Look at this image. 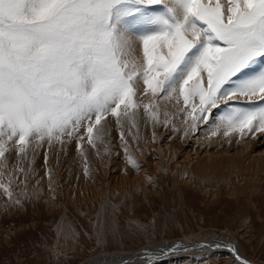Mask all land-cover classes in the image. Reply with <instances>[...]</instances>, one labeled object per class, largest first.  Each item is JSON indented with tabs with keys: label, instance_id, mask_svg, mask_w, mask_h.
<instances>
[{
	"label": "snow or ice",
	"instance_id": "obj_1",
	"mask_svg": "<svg viewBox=\"0 0 264 264\" xmlns=\"http://www.w3.org/2000/svg\"><path fill=\"white\" fill-rule=\"evenodd\" d=\"M258 64V72L249 71ZM149 94L182 101L184 135L209 123L213 109L222 106L227 111L212 122L211 135L221 128L223 135L238 132L241 138L245 130L264 132V0H0L5 210L39 196V189L29 192L35 175L30 164L45 145L63 149L77 141L88 176L84 145L98 154L103 145L109 154L115 126L127 162L141 170L129 152L131 142L141 139V122H151L152 142L156 125L173 123L167 111L161 118L158 102L134 99ZM47 175L51 183V169ZM131 227L142 230L138 222ZM114 231L106 210L94 235L103 240ZM65 237L75 243L77 234ZM176 247L183 245L169 251ZM44 251L59 255L62 249L54 241Z\"/></svg>",
	"mask_w": 264,
	"mask_h": 264
},
{
	"label": "rangeland",
	"instance_id": "obj_2",
	"mask_svg": "<svg viewBox=\"0 0 264 264\" xmlns=\"http://www.w3.org/2000/svg\"><path fill=\"white\" fill-rule=\"evenodd\" d=\"M255 68L256 66L249 71L253 72ZM143 97L138 95L134 99L137 103L158 102L161 115L167 109L163 99L157 100V98L151 97V94H149L148 101L146 96ZM244 99L241 98L242 101ZM225 111L227 109L223 106L214 109L213 115L209 117V123H200V126H197L196 130L189 134L190 137L185 138L188 142L185 143L182 150H179V154L181 151L183 152L180 155L177 154V162L174 161L173 164H178L181 161L184 163L183 154L186 157L189 152L188 155L191 156L192 163H195L196 159L201 162L206 148L212 152L215 147H221V142L226 141V136L217 137V141L208 147V143L215 138L207 134V131L211 129L212 122H216L219 115ZM158 126L159 124L155 129ZM231 135L238 140L237 145L242 144L244 138L248 142L251 140L255 142V145L251 144V147L249 146L241 152L247 160H253L260 155L259 149H264V132H255L253 135L247 133L246 130L243 138L238 132H233ZM117 138L119 139V136ZM202 142L204 144L201 146ZM99 146L97 147L99 148ZM236 149H240V147L229 146V152H224L223 158L231 159L233 155L236 159L234 161L237 162V158L243 154H236ZM186 150L187 152L184 153ZM52 152L53 148L49 149L45 145L44 152H40L38 156L41 157L39 160L42 161V165L47 167L43 172L45 181H40L37 169L38 157L35 156L34 161L30 164L35 175L29 181V192L39 189L38 197L25 202L22 208L5 210V205L9 201L0 190V264H82L104 255L136 251L148 245L166 244L170 241H172L170 242L171 246L163 247L160 250L151 249V251L160 253L164 249L169 250L176 245L186 246L187 243L191 245V242H196L197 248L189 249L187 255L185 254L186 249H180V254L183 256L174 259L163 258L160 260L166 261L158 263L154 261L153 264H244L234 257L223 255L220 251L217 252L219 246L216 250L202 248L200 244L208 243L207 236L211 235L216 239L219 235H223L227 242L230 240L231 243L230 241L228 243L241 251L244 258L241 256L240 258L248 260L251 264H264V193L243 191L239 187L241 186L239 183L244 184L242 182L244 176H241V172L235 173L236 175L233 173L234 176L230 175L231 179L235 181L233 182L230 177L229 181L227 176L222 177L216 174L206 177L187 171L183 181L178 182L176 180L180 173L178 170H176L177 173H173V171L164 170L158 165L157 169L155 168V173L152 172L153 166L156 167L155 164L157 161L159 162L158 158L154 157L151 158L152 161L155 159L154 163L152 162L154 165L150 162L153 165L152 170L149 168L151 171L144 172L146 181L143 185L140 183L130 184L128 192L121 190V193L113 198L107 183H105L106 186L103 184L104 194L102 193L100 199L99 197L93 199L96 196L90 194L77 198V195L72 193L73 189H68L66 185V182L70 180L65 179L63 175V177L59 175L56 177L51 170L52 178L49 183L47 170L51 162L50 159L57 156L58 160H62L60 151H58L60 153H56V156ZM29 153H31V147H29ZM113 154L114 152L112 154L110 152L109 156H114ZM85 156H87V164L91 163L89 154ZM45 157H47V163H45ZM29 159L31 160V155ZM145 164V162L143 165L141 164L143 168H145ZM74 165L77 168H82L84 172L85 161L82 157L75 158ZM227 170L234 169L227 168ZM135 174L132 175L136 176ZM117 175L112 170L107 171L106 182L114 181ZM87 178L89 182H95L100 187L101 181H97L96 178V181L94 179L93 181L90 176H86L84 179ZM132 178L134 177H130V181ZM35 180H39L38 185L35 184ZM66 198L69 199L66 200ZM106 210L111 215L115 231L113 234L105 236L103 240H98L94 235L95 221L97 218L103 220ZM133 222H138L141 225L140 232L131 227ZM58 227L64 231H57ZM228 230L229 232H227ZM71 232L77 234L75 243L65 237V233L70 234ZM54 241L62 249L59 255L44 251L45 248L51 247ZM179 248L181 247H176V249ZM194 249L195 252H193Z\"/></svg>",
	"mask_w": 264,
	"mask_h": 264
},
{
	"label": "bare ground",
	"instance_id": "obj_3",
	"mask_svg": "<svg viewBox=\"0 0 264 264\" xmlns=\"http://www.w3.org/2000/svg\"><path fill=\"white\" fill-rule=\"evenodd\" d=\"M136 56H139L140 53L139 51L135 53ZM260 66V65H259ZM261 68L256 65V68L253 69V72L259 71ZM145 97V96H144ZM143 97V98H144ZM147 101H148V96ZM165 105H166V110L170 114V116L173 117V124L168 125L167 127H164L163 125L158 126V128L155 129L156 132V141L152 142V131L153 127L151 122H148L147 125H144L143 122H141V127H140V137L141 139L137 142L133 140L131 142V145L129 147V152L137 158V161L143 165L145 162V168H143L140 172L135 170L128 162L126 159V153L124 152L123 145L121 141L117 138L118 136V130L115 126L111 128V154L114 152V156H109V154H104L103 146H99V154L97 153V149L92 150L90 146L87 144L84 145L85 149V155L89 154L91 163L88 164L89 167V175L90 178L97 181H101L100 187L96 185L95 182H89V179H84L86 176L84 172L82 171V168H77L74 165V160L77 157H81L80 155V149L77 148V141H72L71 143L65 145L63 149L60 148L59 145L53 146V152L55 153L54 155L56 156V153L60 151L62 154L61 161L58 160L56 157L51 158V162L49 165V169L52 170V173L57 177L59 176H64L65 179L70 180V181H65L68 189H73L72 193L76 194L77 198L86 196L88 194L96 196L93 197V199H100V196L103 195V190L105 187H103V184L106 186L105 183H107L109 187V191L111 196L114 198L115 195H118L121 193V190L123 192H126L127 190L129 191V186L130 184H135V183H140L144 184L146 179L144 177V172L147 170H152V166L154 165V160L152 159L155 157L158 158L159 162L157 161V164H155L156 167L153 166V173H155V168L157 169V166L160 165L164 170H169L173 171V173L180 172L177 176V181L180 182L183 178L186 172H192L193 174L196 175H202V176H208L212 177L213 175H220V176H227L228 180L230 181L231 179V174H235L238 172H241L242 175L244 176V181H242L244 184L239 183L240 188L243 189V191H249L251 193H264V174L262 176V173H264V149H259L258 153L260 154L256 158H252L253 160H247L245 159V155L241 152L245 151L247 147H249L251 144L252 146L255 145L254 141H246L243 139L242 144H238V140L236 137H232V135L226 136V141L221 142V147H215V149L210 152L209 148H206L205 150V155L201 158V162H199L197 159L195 160V163H192L191 156L186 154H183V158L185 159L184 163L179 162L178 164H173L174 161H176L179 154V150H182V147H184L185 143L188 142L186 141L187 137H190L189 134H191L193 131L189 132L188 135H184V129L187 127V124H184V120L181 119L182 113H180V108L181 104H177L175 100H163ZM162 102V101H161ZM182 102V101H181ZM163 105V103H162ZM161 105V106H162ZM248 106V105H246ZM164 110V108H163ZM164 110V111H166ZM142 113V110L140 111ZM224 113H221L219 116H222ZM161 118H163V112L161 115ZM180 118V119H178ZM111 120L112 118L109 117ZM192 121L189 120L188 123L190 124ZM183 123V124H182ZM216 123H219L218 119H216ZM184 125V127H183ZM200 126V123L196 125ZM211 129H208L207 134L211 135V132L213 131V125L211 124ZM173 128L177 129L178 131H174ZM117 130V132H116ZM224 129L221 128L219 131L218 135L213 136L215 140H211L210 143H208V147L215 143L217 141V137H222ZM246 132V130H245ZM236 134V133H235ZM245 136V135H244ZM203 137V136H202ZM186 138V139H185ZM185 139V140H184ZM219 139V138H218ZM114 141V144H113ZM229 141H231V144H229ZM257 143V142H256ZM204 144H200L201 146ZM139 145V146H137ZM196 145V143H195ZM236 145L240 147V149H236L235 153L236 154H243L240 155L237 159L238 161L235 162L234 160L235 157L229 159V158H223L224 152L228 153L229 146ZM200 146V147H201ZM258 146V145H257ZM45 147V146H44ZM44 147L37 149V153H35V156L38 157L40 152H44ZM195 147V146H194ZM251 147V146H250ZM193 149V147H191ZM190 148V149H191ZM47 149V148H46ZM141 149H143V154H141ZM185 150V149H184ZM52 152V153H53ZM58 152V153H60ZM183 151H181L182 153ZM187 150L184 152L186 153ZM198 152V151H197ZM180 153V154H181ZM202 153V151H201ZM257 153V154H258ZM179 154V155H180ZM58 155V154H57ZM235 155V154H234ZM199 156V155H198ZM87 157V156H86ZM228 157V156H227ZM41 157H38V160ZM152 158V159H151ZM126 159V162H125ZM157 160V159H156ZM153 164H151V163ZM177 162V161H176ZM37 165V164H36ZM109 165V167H108ZM228 166V167H227ZM232 166V167H230ZM45 165H42V161L39 160V165H37L38 172L40 174V181H45L44 178V171L46 170ZM230 167V168H229ZM150 168V169H149ZM159 168V167H158ZM228 169H234L228 171ZM112 170L115 175H117L114 179V181H111L108 183L106 182V175L107 171ZM150 170V171H151ZM136 173V176H133L132 174ZM142 173V174H139ZM66 174V175H65ZM233 174V176H234ZM98 175V176H97ZM132 175V176H131ZM236 175V174H235ZM62 176V177H63ZM101 176V178H100ZM112 176V175H111ZM246 176V177H245ZM55 177V178H56ZM108 177V176H107ZM130 177L132 178V181H130ZM230 177V179H229ZM57 179V178H56ZM55 179V180H56ZM99 179V180H98ZM111 179V178H110ZM93 180V181H94ZM113 180V179H112ZM222 180V179H220ZM225 180V179H224ZM232 180V179H231ZM61 181V179H60ZM96 181V180H95ZM183 181V180H182ZM191 181V180H190ZM227 181V180H226ZM225 181V182H226ZM233 181V180H232ZM235 182V181H233ZM223 183V182H222ZM227 183V182H226ZM230 183V182H229ZM64 184V183H63ZM60 185V183H59ZM232 185V184H231ZM65 186V184H64ZM66 187V188H67ZM64 188V187H63ZM64 188V189H66ZM147 189V187H145ZM235 188V187H234ZM231 189V187H230ZM58 190V189H57ZM233 191V189H231ZM60 191V189H59ZM70 191V190H69ZM68 191V192H69ZM127 191V192H128ZM65 192V191H64ZM103 193V194H102ZM245 193V192H244ZM250 193V194H251ZM73 194V195H74ZM233 194V193H232ZM72 195V194H71ZM73 198V197H72ZM69 198H66V200ZM74 201V200H73ZM78 201V200H77ZM81 201V200H80ZM229 232V230L227 231ZM208 238V243H202L200 246L202 248H206L207 250H213L217 248V252L220 251L223 255H229L232 258H238V257H243L241 254V251L239 249H236V247H233V245L229 244L225 237L223 235H219V237L214 238L212 235L207 236ZM206 238V239H207ZM172 242V241H170ZM160 243V244H155V245H148L145 246L139 250L136 251H131V252H122V253H116V254H108L104 255L100 258H97L96 260H88L85 263L82 264H149L155 261L158 262H164L166 260H160V259H174L178 258L179 256H183L180 253V249H186V255L189 254V249L192 248H197L196 247V242H191L192 244L189 245V243L185 244L186 246H183L179 249H176L175 251H169V250H163L162 252H155L151 251L152 250H160L163 247L171 246L172 243ZM176 242V241H175ZM231 243V241H230ZM234 243V242H233ZM232 243V244H233ZM164 244V245H163ZM189 245V247H187ZM198 245V244H197ZM213 245V246H212ZM222 245V246H221ZM208 246V247H205ZM150 248V249H147ZM168 249V248H166ZM227 249V250H224ZM200 250V249H198ZM197 251V250H196ZM202 251V250H201ZM195 252V249L193 250ZM130 253V254H129ZM244 258V257H243ZM242 259V258H241ZM244 260V259H243ZM248 261V260H244ZM249 262V261H248ZM160 264V263H159ZM251 264V263H250Z\"/></svg>",
	"mask_w": 264,
	"mask_h": 264
},
{
	"label": "water",
	"instance_id": "obj_4",
	"mask_svg": "<svg viewBox=\"0 0 264 264\" xmlns=\"http://www.w3.org/2000/svg\"><path fill=\"white\" fill-rule=\"evenodd\" d=\"M240 262H243L244 263V260L241 259L240 257L237 258Z\"/></svg>",
	"mask_w": 264,
	"mask_h": 264
}]
</instances>
